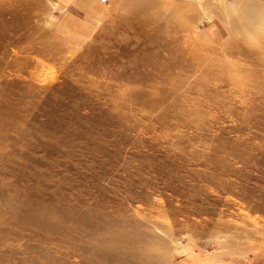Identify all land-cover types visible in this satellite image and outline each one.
<instances>
[{
  "label": "rangeland",
  "instance_id": "374dc122",
  "mask_svg": "<svg viewBox=\"0 0 264 264\" xmlns=\"http://www.w3.org/2000/svg\"><path fill=\"white\" fill-rule=\"evenodd\" d=\"M13 1L0 264H264V0Z\"/></svg>",
  "mask_w": 264,
  "mask_h": 264
},
{
  "label": "crops",
  "instance_id": "0c3cea01",
  "mask_svg": "<svg viewBox=\"0 0 264 264\" xmlns=\"http://www.w3.org/2000/svg\"><path fill=\"white\" fill-rule=\"evenodd\" d=\"M62 1H65V0H62ZM80 2H81V0H80ZM179 253H180V256H178L179 257L178 262H176L175 264H210L208 262H202L197 257L198 254L193 249H189V248L185 247V248H183V250H180ZM261 257H263V256H260L259 258H256V259H258L260 262H262Z\"/></svg>",
  "mask_w": 264,
  "mask_h": 264
},
{
  "label": "bare ground",
  "instance_id": "6f19581e",
  "mask_svg": "<svg viewBox=\"0 0 264 264\" xmlns=\"http://www.w3.org/2000/svg\"><path fill=\"white\" fill-rule=\"evenodd\" d=\"M22 3L24 4V3H25V0H23V2H20V3L18 4L19 6L17 5V2H16V0H15V1H13V3H11L10 5H14V6H16V7L18 8V7H20V6H22V5H23Z\"/></svg>",
  "mask_w": 264,
  "mask_h": 264
},
{
  "label": "built area",
  "instance_id": "2783aa9c",
  "mask_svg": "<svg viewBox=\"0 0 264 264\" xmlns=\"http://www.w3.org/2000/svg\"><path fill=\"white\" fill-rule=\"evenodd\" d=\"M109 0H102L103 3H107Z\"/></svg>",
  "mask_w": 264,
  "mask_h": 264
}]
</instances>
